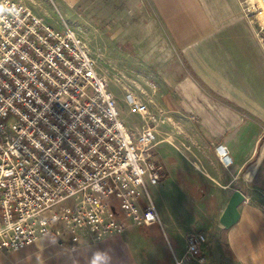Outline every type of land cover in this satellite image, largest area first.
<instances>
[{
	"label": "built area",
	"instance_id": "2783aa9c",
	"mask_svg": "<svg viewBox=\"0 0 264 264\" xmlns=\"http://www.w3.org/2000/svg\"><path fill=\"white\" fill-rule=\"evenodd\" d=\"M250 19L260 8L239 0ZM257 38L264 46V28ZM128 128L88 47L21 1L0 0V251L54 236L74 247L159 224L148 186L166 173L156 152L155 117L127 97ZM220 160L228 164L223 148ZM204 237L190 233L175 264H204Z\"/></svg>",
	"mask_w": 264,
	"mask_h": 264
},
{
	"label": "crops",
	"instance_id": "0c3cea01",
	"mask_svg": "<svg viewBox=\"0 0 264 264\" xmlns=\"http://www.w3.org/2000/svg\"><path fill=\"white\" fill-rule=\"evenodd\" d=\"M16 1L48 24L49 4L58 12L59 24L67 22L68 16L76 21L130 24L117 36L113 32L116 42L135 41L136 36L129 33L134 30L132 24H162L163 30L135 28L141 30L139 38L150 40L139 55H152L153 65L167 72L160 84L166 83L168 97L157 99L167 104V110L156 108L154 115L168 120L170 129L180 127V134L172 132L169 137L174 140L182 135L185 140V148L177 147V142L174 149L161 146L174 151L167 152L168 165L180 161L175 150H183L185 156L186 151L191 152L186 165L190 163L196 170L200 166L206 172V186L198 194L201 222L196 224V232L190 233L204 237V264H264V46L239 1ZM160 138L158 135L162 145L165 142ZM218 148L227 154L228 164L221 162ZM165 181L168 179L161 184ZM235 191L244 198L238 207L240 217L225 229L219 219ZM167 221L168 242H180ZM151 225L155 224L139 228ZM132 227L119 236L97 243L83 241L74 247L46 236L24 250L0 251V264H148L134 246V242L143 241L132 233L125 234L135 229ZM184 254L185 244L176 248L169 260L174 264Z\"/></svg>",
	"mask_w": 264,
	"mask_h": 264
},
{
	"label": "rangeland",
	"instance_id": "374dc122",
	"mask_svg": "<svg viewBox=\"0 0 264 264\" xmlns=\"http://www.w3.org/2000/svg\"><path fill=\"white\" fill-rule=\"evenodd\" d=\"M249 1L252 5H257L259 7L257 1ZM239 3L241 5L240 1ZM49 6L50 9H48L51 10L52 14L49 16L51 21L49 22L48 18L46 19L50 26L59 30L62 26V23H58V21H61L59 14L52 4H49ZM241 9L246 17L242 5ZM261 9L250 17L251 20L246 17L256 26V31L259 30V27L264 28V15ZM100 18L101 16L97 19ZM72 19V16L66 17L67 22L65 23L73 30L77 31L85 42L95 60L97 71L106 81L109 91L118 104L120 117L128 128L140 130L149 121L140 116L132 115L129 112V107L125 103L127 97H135L147 103L152 115H154L156 108L167 110L166 103L161 104L157 101L160 97L165 100L168 97V87L166 83L160 84L163 78L167 76V72L159 71L155 65H153L154 58L152 55H139L141 49L146 48L148 46L146 43L150 40L139 38L138 36L141 30L135 28L136 26H143L144 30H163L162 24H132L134 30H130L131 32L129 33L136 36L135 41L133 42L127 39V41H125L124 39L123 41L116 42L113 41V32H116L114 36H117L120 32L122 33V29L130 24L96 23L93 21H76ZM123 33L124 35L127 34L126 29ZM137 39L138 42L136 44ZM167 121L168 120L157 119L155 116V122L151 124L157 131L158 145L156 147V152L158 151L160 160L166 171L165 180L168 179L167 183L165 181L164 184L160 183L154 187L148 186V193L160 214V222L159 224L151 225L153 227L147 229L146 227H132L135 229L125 233H132L143 241L134 242V246H136L140 254L143 255L144 261L148 264H172L169 257H171L173 251H175L176 248H184L186 236L190 234V232H196V224L201 222V216L199 215L201 200L198 198V194L199 190H202V187L206 186V172L204 169L199 166V170H196L197 168L195 169L192 167L190 163L186 165V163L188 164V162H190L186 159L191 156V152L186 151L188 156H185L183 150H175L177 157L181 160L174 162L173 166L168 165L170 162L166 157L167 152L171 154V152L174 153V151H165L162 148L164 146H170L174 149L176 147V142L177 147L185 148V140L181 138L183 137L182 135L179 139L174 140L169 137L172 132L173 135L175 133L180 134V127H173L170 129V125ZM179 123H181L180 120ZM158 135L159 138L161 137L160 139H163L162 141L165 142L164 144L160 145L161 141L158 139ZM177 163L182 164L180 166ZM166 219H168L167 222L170 227L174 228L173 230L179 236V239L181 238L180 242H168L170 232L165 226L166 224L164 221H166ZM204 230L205 229H202L201 231L203 234ZM155 240L157 242H153ZM157 260L159 261L157 262Z\"/></svg>",
	"mask_w": 264,
	"mask_h": 264
},
{
	"label": "water",
	"instance_id": "95a60500",
	"mask_svg": "<svg viewBox=\"0 0 264 264\" xmlns=\"http://www.w3.org/2000/svg\"><path fill=\"white\" fill-rule=\"evenodd\" d=\"M261 1L264 4V0ZM243 201L244 198L241 193L238 191L233 192L219 219L223 228L228 229L238 222L240 217L238 207L243 203Z\"/></svg>",
	"mask_w": 264,
	"mask_h": 264
},
{
	"label": "bare ground",
	"instance_id": "6f19581e",
	"mask_svg": "<svg viewBox=\"0 0 264 264\" xmlns=\"http://www.w3.org/2000/svg\"><path fill=\"white\" fill-rule=\"evenodd\" d=\"M252 1V0H251ZM255 1H257V3H258V5H259V8L261 9V10H263V15H264V4L262 3V1L261 0H255Z\"/></svg>",
	"mask_w": 264,
	"mask_h": 264
}]
</instances>
